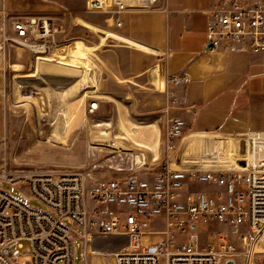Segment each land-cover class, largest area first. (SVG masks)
Instances as JSON below:
<instances>
[{
  "label": "built area",
  "instance_id": "obj_1",
  "mask_svg": "<svg viewBox=\"0 0 264 264\" xmlns=\"http://www.w3.org/2000/svg\"><path fill=\"white\" fill-rule=\"evenodd\" d=\"M155 2L107 0L101 9L118 15L155 9ZM208 14L207 40L212 50L264 54V0H215ZM11 21L12 32H3V43L34 53L47 48V41L38 40L51 35L50 20L15 17ZM121 23L116 20L118 26ZM141 33L147 37L149 29L142 28ZM97 108L98 102L90 103L91 112ZM185 127L180 117L168 127L170 154L176 153ZM226 137L241 142L244 166L214 164L230 155L219 156L214 150L205 169L175 167L171 157L157 170L151 165L136 169L131 154L119 153L115 169L127 172L94 189L92 204L83 171L1 173L0 264H74L72 226L92 250L115 256L114 263L106 264H255L264 236V131ZM4 184L22 188L44 208L15 198ZM201 184L207 188H200ZM154 218H162L164 228H153ZM210 226L214 233L203 242L201 237ZM150 235L161 238L152 241ZM25 240L31 243V258L21 260Z\"/></svg>",
  "mask_w": 264,
  "mask_h": 264
},
{
  "label": "crops",
  "instance_id": "obj_2",
  "mask_svg": "<svg viewBox=\"0 0 264 264\" xmlns=\"http://www.w3.org/2000/svg\"><path fill=\"white\" fill-rule=\"evenodd\" d=\"M106 2L39 0L28 6L37 18H59L67 30L79 26L83 31L82 41L97 73L88 97L99 101L100 114L129 121L119 128L130 135L134 150L120 154H131L140 169L167 157L175 163V154L189 146L209 145L219 156L230 154L214 164L244 166L241 142L226 135L264 131V54L210 48L208 10L215 0H156L155 9L118 15L102 11ZM117 19L122 22L119 26ZM145 27L147 37L141 33ZM123 102H129V114ZM176 117L183 118L186 127L183 145L173 155L167 150L166 136ZM179 164L185 166L183 161ZM157 224L164 220L154 218L152 225ZM73 227L74 239L83 240L80 264L110 262L107 254L100 258L103 253L87 246L81 231L76 233Z\"/></svg>",
  "mask_w": 264,
  "mask_h": 264
},
{
  "label": "rangeland",
  "instance_id": "obj_3",
  "mask_svg": "<svg viewBox=\"0 0 264 264\" xmlns=\"http://www.w3.org/2000/svg\"><path fill=\"white\" fill-rule=\"evenodd\" d=\"M34 2L39 0H0V174H24L32 170L83 171L87 199L92 204L90 193L94 189L108 178L127 172L115 168L120 152L134 150L130 135L119 128L129 121L122 122L119 116L112 114H100L99 101L97 110H89L92 100L88 94L97 73L89 60L87 44L82 41L83 31L79 26L67 30L62 20L52 18L51 35L38 40L39 43L47 41V48L38 53L17 44L3 43V32H12V18L37 17L28 6ZM56 14L60 16V12ZM128 103L123 102L127 114L130 110ZM178 141L177 151L182 147L184 137ZM200 147L189 146L180 155L176 151L172 165L209 168L214 147ZM180 161L185 162L184 167ZM163 162L155 165V170ZM199 187L207 188V184ZM3 188L33 207L44 208L38 199L30 197L22 188L10 184H4ZM95 213L97 211L90 217ZM153 227L164 228V224ZM73 230L78 233L77 228L73 227ZM213 233L214 226H210L202 235V241L210 240ZM160 238L154 235L151 240L159 241ZM263 242L258 245L255 264H264ZM74 245V264H80L82 238L76 237ZM31 249V243L23 241L20 259H30ZM107 255L114 263L115 256Z\"/></svg>",
  "mask_w": 264,
  "mask_h": 264
},
{
  "label": "bare ground",
  "instance_id": "obj_4",
  "mask_svg": "<svg viewBox=\"0 0 264 264\" xmlns=\"http://www.w3.org/2000/svg\"><path fill=\"white\" fill-rule=\"evenodd\" d=\"M53 54V53H52ZM52 60V59H51ZM54 62H55V60H54ZM79 90H80V88H79ZM76 93H77V91H76ZM78 94V93H77ZM70 97H73V95L72 96H70ZM127 120V119H126ZM50 136V135H49ZM175 158V157H174ZM174 161H175V159H174ZM264 241V240H263ZM261 242V241H260ZM264 243V242H263Z\"/></svg>",
  "mask_w": 264,
  "mask_h": 264
},
{
  "label": "water",
  "instance_id": "obj_5",
  "mask_svg": "<svg viewBox=\"0 0 264 264\" xmlns=\"http://www.w3.org/2000/svg\"><path fill=\"white\" fill-rule=\"evenodd\" d=\"M228 264H233V262L230 261V262H228Z\"/></svg>",
  "mask_w": 264,
  "mask_h": 264
}]
</instances>
